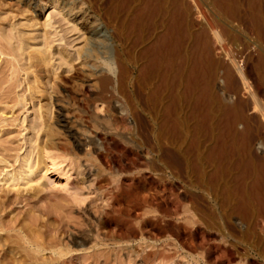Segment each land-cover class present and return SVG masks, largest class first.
<instances>
[{
    "label": "rangeland",
    "instance_id": "1",
    "mask_svg": "<svg viewBox=\"0 0 264 264\" xmlns=\"http://www.w3.org/2000/svg\"><path fill=\"white\" fill-rule=\"evenodd\" d=\"M147 6H155L157 26L139 45L126 36ZM94 8L123 24L108 23L109 39L95 48L108 91L94 103L95 77L80 64L81 81L59 84L50 119L56 145L44 153L39 183L42 212L19 204L14 214L31 211L41 232L48 223L59 238H94L119 226L137 242L108 264H264V0H94ZM171 24V68L151 79L144 72L149 53ZM110 57L124 63L121 80ZM58 110L83 145L75 157ZM225 212L233 217L227 243ZM11 235L0 233V245ZM166 236L176 245L162 246ZM141 237L161 242L146 248ZM1 251L9 264H27L7 246Z\"/></svg>",
    "mask_w": 264,
    "mask_h": 264
},
{
    "label": "bare ground",
    "instance_id": "2",
    "mask_svg": "<svg viewBox=\"0 0 264 264\" xmlns=\"http://www.w3.org/2000/svg\"><path fill=\"white\" fill-rule=\"evenodd\" d=\"M21 1L20 5L18 1L0 0V233L12 234L0 248L7 246L20 253L27 264H108L124 252H133L132 244L137 242L119 226L96 234L94 238L92 235L77 238L76 233L59 238L57 228L50 229L51 225L44 223L42 226L46 230L41 232L39 220L31 211L17 216L13 207L32 204L40 213L38 204L45 202L39 184L46 171L44 153L56 145L50 119L51 103L56 99L59 84H65V78L71 83L81 81L75 68L80 64L95 77L98 93L92 98L93 102H102L110 78L96 72L101 60L95 52L96 44L109 39L108 23L117 21L120 27L123 24L116 13H106L104 17L97 14L94 0ZM32 8L42 14V21L33 16ZM155 12V6L140 10L128 27L127 40L134 36L136 44H143L148 37L145 35L147 29L157 26L153 24ZM203 38L202 34L198 36L200 41ZM174 41L175 31L171 24L168 34L161 42H156L149 53V64L144 70L149 78L171 68ZM110 60L115 62L121 80L125 74L124 63L119 57H110ZM78 102L84 105L86 99L80 98ZM233 111V123L237 125L240 119L237 108ZM56 118L72 140L70 151L75 157L76 152L83 150L77 132L68 127L61 110L57 111ZM114 200L119 201L118 196L113 197ZM150 202V198L144 199L143 204L149 207ZM247 207L246 219L253 222L254 208ZM229 220L233 217L225 212L223 222L227 232L223 238L226 243ZM89 238L94 242L83 247ZM159 242L161 239L157 237H141L138 244L158 248ZM175 245L169 236L162 242L164 247ZM1 250L0 264H9ZM12 263L19 264V261L13 259Z\"/></svg>",
    "mask_w": 264,
    "mask_h": 264
}]
</instances>
